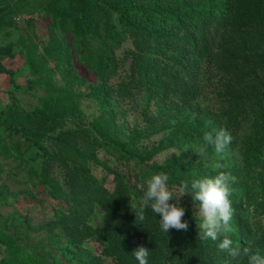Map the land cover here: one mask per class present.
I'll use <instances>...</instances> for the list:
<instances>
[{"label": "trees", "instance_id": "obj_1", "mask_svg": "<svg viewBox=\"0 0 264 264\" xmlns=\"http://www.w3.org/2000/svg\"><path fill=\"white\" fill-rule=\"evenodd\" d=\"M19 1L0 0V31L15 26L14 6ZM241 2L47 0L46 12L56 28L69 32L75 41L88 44L89 61L101 81L88 97L102 107L111 105L116 99L132 97L131 87L144 92L149 100H166L179 94L187 103L199 88L192 82L197 78L198 68L202 75H207L209 87H214L213 79L221 74L239 82L248 77L254 81L255 89L248 102L254 113V122L258 124L257 132L246 145L239 174L229 172L236 177L231 185L230 201L239 218V221L236 218L230 221V228L238 230L230 239L233 246L243 249L247 235L238 222L247 218L244 207L257 208L259 198L256 193L260 189L251 172L256 168L264 146V80L254 79L251 70L249 72L245 66L249 67L252 62V70L264 69V0ZM228 23L237 28L233 43L236 49L220 57L215 52L213 34ZM124 34L133 39L135 51L127 53L131 62L126 80L113 86L110 81L122 67L123 60L117 58L116 50ZM90 41H95L96 46H90ZM9 55V48H0V73L12 76L2 63V58ZM236 58L242 59V63H237ZM181 73L182 79L179 78ZM21 114L20 118L10 114L12 121L8 122V127L32 147L40 149L41 141L66 122L75 129L52 136L57 142L67 147V142L74 136L85 137V150H68V159L73 162L67 177L70 207L66 214L57 218L61 231L80 243L88 239L100 242L103 245L100 256L110 258L113 264H138L132 252L141 245L150 250L148 264H188L195 260L199 242L190 232L193 218L188 211L185 210L182 218L188 223V230L170 229L168 233L161 231L159 216L149 210L141 222L136 220L135 211L143 187L153 174H168L169 187L176 188L183 180L213 176L199 172L195 164H181L176 158L162 164L150 163L156 154L168 148L188 144L195 137L203 138L205 132H210L206 126L180 123L177 131H172L158 146L141 150L135 139L122 138L121 129L112 116L88 132L77 113L76 97L68 92L48 89L42 108ZM212 117L215 125L227 131H234L239 124L236 114L227 117V113L221 110H215ZM101 150L111 156L115 166L111 167L98 158L97 153ZM91 164L113 175L115 187L112 192L94 176ZM95 206L104 213L100 225L90 222ZM96 263L101 264L102 259L97 258Z\"/></svg>", "mask_w": 264, "mask_h": 264}, {"label": "rangeland", "instance_id": "obj_2", "mask_svg": "<svg viewBox=\"0 0 264 264\" xmlns=\"http://www.w3.org/2000/svg\"><path fill=\"white\" fill-rule=\"evenodd\" d=\"M238 1L240 4L244 2ZM46 6L47 0L16 2L15 26L0 31V48L10 49L9 57H3L2 63L13 74L0 73V264H97V258L102 259L101 264H113L110 258L100 256L103 248L100 242L88 239L80 243L58 227L57 218L66 214L70 207L67 177L73 162L68 159V150H85V137L74 136L67 142V147L57 142L52 136L75 129L70 122H66L41 141L40 149L32 147L9 129L8 122L12 121L9 115L20 118L23 111L42 108L48 89L68 92L76 97L77 113L88 132L112 116L121 129L122 138L135 139L141 150L145 147L152 150L172 131H177L180 123L203 125L215 133L221 128L215 125L212 116L215 110H221L227 113V117L236 114L239 123L234 131H228L232 142L222 154V160L212 146H208L205 155L199 156L192 148L199 147L203 139L195 137L188 144L156 154L150 163L162 164L176 158L181 164H195L199 172L208 175L215 176L219 171L239 174L246 145L257 132L258 124L254 122V113L248 102L255 89L254 81L248 77L239 82L221 74L213 79L214 87H209L207 75H202L198 68L197 78L192 82L197 83L199 88L187 103L183 101L185 97L179 94L171 99L149 100L144 92L131 87L132 97L116 99L111 105L102 107L88 97L101 83L89 61L88 44L81 39L80 42L75 41L69 32L56 28L46 12ZM236 32V26L228 23L213 34L215 52L220 57L236 49L233 44ZM89 44L96 46L95 41ZM131 51H135L133 39L124 34L116 50L117 58L123 60L122 67L110 81L113 86L126 80L131 62L127 53ZM236 60L242 63V59ZM248 66L245 67L249 72L251 70L254 79L264 80L262 67L252 70V62ZM179 78H183L182 73ZM188 146L192 148L185 150ZM260 154L257 166L251 172L260 189H256L259 190L256 193L259 198L257 208L244 207L247 218L238 224L247 235L245 247L264 255V146ZM97 156L109 166H115V161L105 151H99ZM216 162L225 167L213 169L212 165ZM91 171L109 192L114 190L112 174L94 164H91ZM169 188L173 198L179 199L178 188ZM179 206L193 218L190 232L199 242L197 256L188 264H248V257L243 254L232 258L219 251V240H200V216L190 195L182 196ZM103 216V211L95 206L90 222L100 225ZM234 218L239 221L238 213L233 212L231 220ZM237 232L231 229L226 235L231 238Z\"/></svg>", "mask_w": 264, "mask_h": 264}, {"label": "clouds", "instance_id": "obj_3", "mask_svg": "<svg viewBox=\"0 0 264 264\" xmlns=\"http://www.w3.org/2000/svg\"><path fill=\"white\" fill-rule=\"evenodd\" d=\"M203 143L197 147H191L199 156L207 152L208 146H212L217 157L222 160L228 145L232 142L231 134L221 128L212 132H205ZM213 169L225 167L223 164L216 162L212 165ZM169 175L164 172L153 174L146 181L143 187V195L139 206L135 211L136 220L143 221L146 211H151L155 216H159L161 231L168 233L170 229L177 231H187L188 223L183 221L185 209L179 206V200L185 194L191 196L194 204L197 205L196 211L200 216L198 224L199 238L201 241H217L218 250L226 253L232 258L245 255L248 257V264H264V255L259 251L251 252L247 247L241 249L233 246V241L226 233L231 231L230 221L233 216V209L230 201L232 193L231 185L235 182L236 177L231 173L219 171L214 177L194 178L191 181L183 180L178 186L181 194L179 199L173 198V192L169 188ZM175 200L176 203H170ZM221 236L223 237L221 239ZM150 250L143 245L138 246L132 254L138 264H148Z\"/></svg>", "mask_w": 264, "mask_h": 264}]
</instances>
